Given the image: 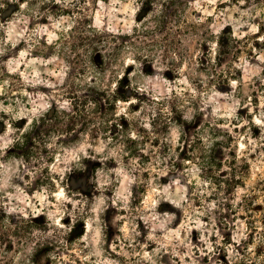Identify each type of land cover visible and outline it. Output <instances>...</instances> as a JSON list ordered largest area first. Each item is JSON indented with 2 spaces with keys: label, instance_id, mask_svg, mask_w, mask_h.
Masks as SVG:
<instances>
[{
  "label": "rangeland",
  "instance_id": "obj_1",
  "mask_svg": "<svg viewBox=\"0 0 264 264\" xmlns=\"http://www.w3.org/2000/svg\"><path fill=\"white\" fill-rule=\"evenodd\" d=\"M18 1L24 12L0 0V75L14 74L20 84L5 93L0 82V208L48 220L65 238L50 258L35 248L18 252L23 247L13 238L0 263L264 264V7L253 0H191L190 18L203 24L196 33H174L181 42L176 52L162 51L152 36L117 57L111 48L102 50L103 86L115 89L122 76L128 84L130 101L117 105L119 123L128 122L120 139H138L145 156L127 166L111 132L105 139L54 136V183L39 185L43 160L29 164L8 155L15 136L10 122L28 125L49 108H70L63 87L68 63L35 48L39 39L54 43L72 21L61 15L36 22L25 12L39 11L44 1ZM154 15L138 0H103L88 19L106 34H125ZM226 32L242 51L220 61V51L233 42ZM228 134L248 165L231 195L205 181L197 161L210 148L226 158Z\"/></svg>",
  "mask_w": 264,
  "mask_h": 264
},
{
  "label": "trees",
  "instance_id": "obj_2",
  "mask_svg": "<svg viewBox=\"0 0 264 264\" xmlns=\"http://www.w3.org/2000/svg\"><path fill=\"white\" fill-rule=\"evenodd\" d=\"M21 1L32 5L39 2V0ZM43 1L44 4L38 9L39 11H26L25 13L31 16L35 14L36 22L44 17L61 15L69 16L72 21L69 27L57 32L58 38L54 43L50 44L39 39L41 45L35 48L37 53H57L68 63L63 87L64 94L70 99V108H49L40 115L32 116L28 125L25 121L11 120L10 126L14 129L15 136L9 145L8 155L21 157L29 164L43 160L45 164L41 172L43 178L40 176L37 183L39 185L53 184L49 168L53 162V150L50 144L54 136L68 135L74 139L85 133L91 139H105L111 132L120 141V145H123L122 150L126 154H123L122 158L127 161L126 165L130 166V161L133 162L134 157H143L145 154L138 139L131 136L120 139L121 134L127 129L128 122L126 120L119 123L117 105L119 101H130L129 94L125 90L128 84L124 83L122 76L113 82L116 84L115 89L112 86L111 88L103 86L107 68L97 61V55L108 48L113 50L116 57L127 48H142L140 41H144V38L149 36L156 38L155 44L159 45L162 51L176 52L181 42H175L174 33L183 30L187 34L195 32L203 24L197 18H190L191 0H138L144 13L149 15L155 12V15L151 20L147 16L149 21L145 22V25L140 24L131 33L125 34H106L89 22L91 10L103 0ZM253 1L264 7V0ZM6 4L8 7L13 6L18 12H24L18 0H3L2 6ZM2 8H0L1 13ZM41 9L48 12L39 15ZM225 36L233 42L230 46L227 44L228 50L220 51V61L223 59L221 56L230 54L235 57L242 51L238 46L239 40L233 34L226 32ZM217 43L219 47L224 46L223 39H219ZM134 59L138 60L139 56ZM114 63V60L110 62V64ZM88 74L91 76L86 80L85 77ZM93 77L97 81L92 80ZM17 78L19 77L9 72L0 75V82L6 83L3 85L6 88L5 93L15 91L20 87L16 81ZM122 118L125 119V117ZM114 127L116 130L113 132ZM156 140H159V137ZM228 140L230 141L224 144V147L228 149L226 158L218 157L217 151L210 148V155L199 156L197 161L202 159L200 166L203 169L204 180L213 182L218 190L231 195L237 187L243 185V176L248 170V165L243 158H238L235 137L228 134ZM205 151V147H202V152ZM80 221L81 219L77 221L78 227L83 225ZM63 231L62 228L53 226L48 220L15 216L0 208V261H4L3 259L7 256L4 244L12 243L13 238L17 239L18 247H23L19 248L21 250L18 252L35 248L46 252L50 258L65 238ZM25 255L28 256V254Z\"/></svg>",
  "mask_w": 264,
  "mask_h": 264
}]
</instances>
